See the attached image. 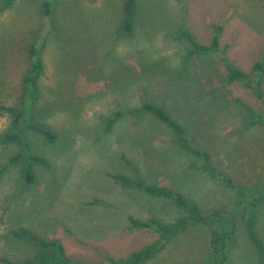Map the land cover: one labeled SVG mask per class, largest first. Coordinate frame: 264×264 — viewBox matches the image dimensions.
Masks as SVG:
<instances>
[{
	"label": "rangeland",
	"instance_id": "1",
	"mask_svg": "<svg viewBox=\"0 0 264 264\" xmlns=\"http://www.w3.org/2000/svg\"><path fill=\"white\" fill-rule=\"evenodd\" d=\"M43 1L0 3V106L25 109L28 49L47 37L29 114L15 123L0 111V264L37 254L31 239L12 233L20 227L59 239L73 260L99 263L158 238L153 229L132 227L130 216L167 223L185 216L173 201L116 174L170 186L210 215V224L176 233L143 264H260L246 220L254 218L264 240V107L252 89L227 81L216 54L191 53L184 30L208 44L220 25L229 60L250 72L264 61V0H137L130 33L120 30L125 0H52L49 24ZM145 100L167 109L239 188L209 173L174 130L140 111ZM15 134L23 140L5 139ZM27 152L43 161L12 160ZM210 227L222 235L220 251Z\"/></svg>",
	"mask_w": 264,
	"mask_h": 264
},
{
	"label": "trees",
	"instance_id": "2",
	"mask_svg": "<svg viewBox=\"0 0 264 264\" xmlns=\"http://www.w3.org/2000/svg\"><path fill=\"white\" fill-rule=\"evenodd\" d=\"M13 1L14 0H0V3H3L4 6H8ZM52 3V0H44L42 4L43 15L46 24H49V19L53 11ZM136 10L137 0L124 1L123 16L120 23V30L124 33H130L133 30L135 26ZM221 32L222 27L220 25H216L214 34L208 44H203L197 41L189 30H184V35L190 43L191 53L209 52L216 54L218 56L219 62H221L225 67L227 81L230 83L242 82L246 87L252 89L255 96L262 102L264 107V61L257 60L250 72L236 66L229 60L226 54L227 46H221ZM46 38L47 37L45 36V33L42 34L35 42L31 44L28 49L30 63L29 68L23 77V88L25 93L23 106L25 109L22 110L20 106H0L1 112H8L12 115H15V123H20V121H22L24 117L29 114V108L32 105L33 97L37 91L38 79L43 71L44 65L41 52L45 46ZM139 110L149 113L154 119L174 130L179 136V146L186 152L200 157L209 173L214 176L221 175L228 186L239 188L231 177L225 176L224 174L218 172L217 167L213 163L210 152L194 145L188 137L185 127L167 109L159 104L145 100L142 102ZM121 114H123L121 111L117 112L116 116L110 120L109 127H111L114 121ZM259 116L264 123V113ZM31 126L34 129L41 131L49 140H54L55 135L46 126L35 123H32ZM11 138L23 140V136L19 134L9 135L5 139ZM22 156L30 162L43 161L41 157L30 152H27L23 155L18 154L14 156L12 160L14 161ZM114 177L116 180L122 183H129L133 181L131 183L134 184V186L138 187L149 195L173 201V203L185 213V216L172 223L164 222L157 217L140 219L130 216L132 227L153 229L158 233V238H156L153 242L132 251L125 257L115 258L108 255L106 257V261L99 263L73 260L67 256L64 245L59 239H40L32 235L30 230L20 227L17 230H12V233L19 239H31L39 248L37 254L31 258L21 261H11L6 258H2L1 260L7 264H143L154 257L158 252L163 250L170 238L176 233L187 229L192 224H210V215L206 214L198 203L192 202L185 194L170 186L160 185L157 183H147L142 179L130 180L127 176L122 174H116ZM24 178L28 183L33 182L35 179V173L31 163H28L24 168ZM210 231L212 233L213 247L216 251H220L222 235L214 227H210ZM246 233L249 242L259 257L260 264H264V240L257 232L253 217H249L246 220Z\"/></svg>",
	"mask_w": 264,
	"mask_h": 264
}]
</instances>
